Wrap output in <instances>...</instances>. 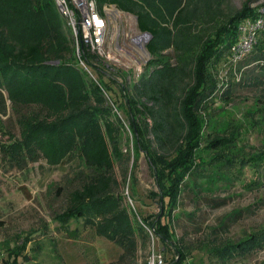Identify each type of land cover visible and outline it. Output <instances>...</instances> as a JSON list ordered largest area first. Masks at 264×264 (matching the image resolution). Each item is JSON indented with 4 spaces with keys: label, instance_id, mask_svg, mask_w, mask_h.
I'll list each match as a JSON object with an SVG mask.
<instances>
[{
    "label": "trees",
    "instance_id": "16d2710c",
    "mask_svg": "<svg viewBox=\"0 0 264 264\" xmlns=\"http://www.w3.org/2000/svg\"><path fill=\"white\" fill-rule=\"evenodd\" d=\"M95 1L101 14L111 5L132 14L138 29L151 35L146 43L150 58L136 79H126L125 100L127 110L135 113L128 111L126 117L134 151L145 152L161 189L158 194L150 193L157 198L159 212L138 220L139 211L136 214L121 193L116 168L125 178L131 154L122 149L124 125L110 106L109 101L118 106L115 95L109 93L113 88L103 79L102 60L84 45L81 59L98 79L80 65L54 0H0V128L9 114L8 97L20 95L47 106L53 120L39 124L35 148L24 135L26 153L39 157L36 151L42 150L50 166L77 160L72 169L77 184L65 192L64 205L52 218L75 235L79 230L70 229V222L81 220L96 235L118 245L129 264H148L145 257L139 263L137 253L148 248L151 231L163 246L175 244L177 254L166 264H188L191 251L179 243L173 229L181 193L191 189L197 196L204 187H217L220 180L231 184L246 166L257 169L264 163V151L243 157L241 149H233L239 141L234 133L228 141L206 137L202 143L203 131L215 128L207 127L209 123L194 112L196 98L203 92L207 42L209 47L214 45L218 60L236 41L239 22L260 13L230 8L228 0ZM233 65L239 72L256 67L255 77L264 78V28L251 50ZM113 92L118 96L117 90ZM20 125L26 134L28 121ZM240 157L241 165L233 173ZM216 164L225 165L227 171ZM197 178L206 186L197 183ZM52 188L50 184L48 190ZM54 188L56 194L63 192L61 186ZM239 211L235 209L226 218ZM259 241H264V228L238 240L216 238L207 251L214 259L229 261L254 251ZM26 242L24 237L21 244L5 248L13 264L21 255L28 259Z\"/></svg>",
    "mask_w": 264,
    "mask_h": 264
},
{
    "label": "rangeland",
    "instance_id": "374dc122",
    "mask_svg": "<svg viewBox=\"0 0 264 264\" xmlns=\"http://www.w3.org/2000/svg\"><path fill=\"white\" fill-rule=\"evenodd\" d=\"M228 2L230 8L260 13L257 17L263 19V26L254 32L253 47L258 33L264 28V0ZM54 7L58 11L56 3ZM105 7L110 9L106 10L110 14V23L104 52L102 55L93 54L102 60L103 79H108L107 85L113 88L109 93L115 95V103L118 104L114 106L109 101L112 112L124 125L121 146L123 151H130L131 158L126 177L122 178L118 167L116 173L121 193L131 209L136 214L139 211L135 214L139 220L159 212L157 198L150 193L158 194L161 189L145 152L134 151L132 132L126 118L128 111H134L131 108L127 110L125 87L126 79H136L148 63L150 54L145 48L150 37L138 29L132 14L117 10L113 5ZM209 44L207 42L208 51L203 55V58L206 57L202 72L203 92L196 98L194 112L215 131L205 128L202 143L206 137L228 141L234 133L239 141L233 149H241L243 157L263 152L264 107L260 99L264 101V78L261 75L260 78L255 77L258 70L252 68L254 65L246 72L234 70V65L231 66L234 49L231 50V47L216 60L218 52L214 51L213 44L211 47ZM129 49L134 53L130 57L127 55ZM91 77L98 79L94 75ZM96 82L101 88L98 80ZM114 90L118 91V96ZM8 104L9 114L2 120L0 128V264L9 260L5 248L21 244L24 237L27 238L24 252L28 259L21 255L17 257L16 264H129L118 245L96 235L94 228L83 226L81 220L70 222V229L77 227L79 230L75 235L65 231L52 218L63 207L65 192L77 184L72 180V169L76 167L77 160L50 166L42 150L36 151L39 157L27 154L22 142L24 135L31 138L30 144L35 148L34 142H39V124L52 121L53 116L44 104L25 100L20 95H15L13 99L8 97ZM111 118L114 119L113 116ZM24 121H28L26 134L20 125ZM208 131L210 134L207 135ZM240 160L241 157L236 158V167L230 166L233 173L240 167ZM216 167L227 171L225 165L216 164ZM253 180L256 183H250ZM196 181L206 186L202 179L201 182L198 178ZM50 184L53 185L51 191L48 190ZM55 186H61L63 192L56 194ZM235 209L240 211L226 218ZM175 212L173 229L179 243L183 242L191 251L188 264H264V241H259L254 251L229 261L214 259L207 251L216 238L238 240L264 228V163L257 169L246 166L243 174L231 184L226 185L220 180L217 187H204L197 196L191 189H185ZM149 233L151 240L148 248L146 251L142 248L138 250V262L144 257L149 262L154 256L161 255L164 264L168 263L177 254L175 244L163 246L152 237L151 231ZM8 264H13V261L9 260Z\"/></svg>",
    "mask_w": 264,
    "mask_h": 264
},
{
    "label": "built area",
    "instance_id": "2783aa9c",
    "mask_svg": "<svg viewBox=\"0 0 264 264\" xmlns=\"http://www.w3.org/2000/svg\"><path fill=\"white\" fill-rule=\"evenodd\" d=\"M60 15L64 18L66 27L74 42L76 57L80 65L89 71L81 59L83 45L85 49L97 55L103 54V48L108 35L110 14L104 7V14H101L96 6L95 0H55ZM117 12V11H116ZM263 26V19H244L238 25V37L231 46V62L235 64L241 60L252 48L254 32ZM134 54L131 49L127 51L128 57ZM91 74V72L89 71ZM92 76V74H91ZM106 95L107 93L103 91ZM148 264H164L161 255L154 256Z\"/></svg>",
    "mask_w": 264,
    "mask_h": 264
},
{
    "label": "water",
    "instance_id": "95a60500",
    "mask_svg": "<svg viewBox=\"0 0 264 264\" xmlns=\"http://www.w3.org/2000/svg\"><path fill=\"white\" fill-rule=\"evenodd\" d=\"M117 10H118V9H117ZM144 33L147 34V35H149V37H151V35H150L149 33H146V32H144ZM145 51H146L147 54H149V52H148L147 49H145Z\"/></svg>",
    "mask_w": 264,
    "mask_h": 264
},
{
    "label": "bare ground",
    "instance_id": "6f19581e",
    "mask_svg": "<svg viewBox=\"0 0 264 264\" xmlns=\"http://www.w3.org/2000/svg\"><path fill=\"white\" fill-rule=\"evenodd\" d=\"M146 49V48H145Z\"/></svg>",
    "mask_w": 264,
    "mask_h": 264
}]
</instances>
